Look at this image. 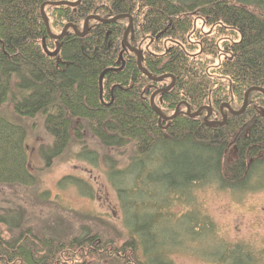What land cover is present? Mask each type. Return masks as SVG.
Instances as JSON below:
<instances>
[{
  "label": "trees",
  "instance_id": "1",
  "mask_svg": "<svg viewBox=\"0 0 264 264\" xmlns=\"http://www.w3.org/2000/svg\"><path fill=\"white\" fill-rule=\"evenodd\" d=\"M59 1L77 0H0V184H37L29 169L26 122L38 116L53 138L49 147L40 148L47 167L73 144L82 147L79 157L98 163L85 132L103 147L130 146L124 168L104 157L129 238L114 247L88 225L69 234L53 229L40 235L23 226V209L0 207V224L10 233L5 238L0 231V264H89L84 259L88 248L116 255L117 264H174V250L195 241L200 243L195 251L206 261L264 264V251L214 239V222L201 210L178 218L169 213L171 202L192 207L194 191L206 185L234 194L264 189V96L250 93L247 110L228 114L222 127L205 124L209 110L165 123L150 100L173 79L153 82L139 69L137 55L124 42L130 20H91L85 37L69 28L55 41L41 8ZM44 9L54 35L68 24L82 29L89 16L131 15L128 42L142 50L143 68L154 78L168 74L176 80L171 91L155 98L165 116L181 105L184 112L212 109L210 120L222 121V105L240 111L248 90H264V0H82L76 7ZM197 17L215 27L212 34L195 30ZM143 39L151 46L145 47ZM231 143L237 157L226 164ZM73 185L92 197L74 176L58 186Z\"/></svg>",
  "mask_w": 264,
  "mask_h": 264
},
{
  "label": "rangeland",
  "instance_id": "2",
  "mask_svg": "<svg viewBox=\"0 0 264 264\" xmlns=\"http://www.w3.org/2000/svg\"><path fill=\"white\" fill-rule=\"evenodd\" d=\"M195 23L196 26L200 24V31L203 34L209 35L213 31L212 27L204 25L199 18H195ZM145 41L146 39H143V42ZM128 45H130L129 42ZM149 46L151 43L147 42L145 47ZM7 112L11 115L10 111L7 110ZM26 125L29 169L36 177L37 184L30 187L0 184V207L12 210L23 209V226L33 227L40 235L53 233V229H56L60 235L63 231L69 234L88 225L93 233L97 236L100 234L98 237L100 241L108 240L114 247L121 246L128 240L129 232L123 222L124 212L118 191L108 179L107 163L108 158L111 157L116 159L118 167L124 168L132 154L131 147L120 150L103 147L96 136L85 132L86 145L91 151L97 152L98 163L92 165L82 155L79 157L82 147L73 144L61 157L52 159L50 166L47 167L40 148L49 147L53 138L44 128L43 119L39 116L28 119ZM231 144L226 151L224 159L226 164L233 163L237 157L236 146ZM73 176L89 187L92 197L83 195L74 185L62 189L58 186L63 178ZM45 193H49V196L44 197ZM193 195L195 200L192 207L171 202L169 213H173L178 218L188 210L199 209L203 215L213 220L214 228H216L214 239L230 244L244 243L258 254L264 251V189L258 192L234 194L230 190H220L217 185H206L196 189ZM58 228L63 229L59 231ZM0 231L5 238H9L8 227L0 224ZM197 242H189L182 248L175 249L170 256L172 262L174 264H216L206 261L197 254L195 250L200 245ZM88 250L84 254V259L89 264H117L116 255H111L106 250L98 249L97 252L89 248Z\"/></svg>",
  "mask_w": 264,
  "mask_h": 264
},
{
  "label": "water",
  "instance_id": "3",
  "mask_svg": "<svg viewBox=\"0 0 264 264\" xmlns=\"http://www.w3.org/2000/svg\"><path fill=\"white\" fill-rule=\"evenodd\" d=\"M81 3V0H78V1H76V3H72V2H69V1H65V2H54V3H45V4H43V6H42V16H43V19H45V22H46V29L48 30V34H49V36H51V38H53V39H61V38H63V37H65L66 36V33H67V31H68V28L69 27H72V29H74V31H75V33H76V35H78V36H80V37H85L87 34H88V31H89V28H88V26H89V21L90 20H95V21H99V22H101V23H104V24H109V23H115V22H117L118 20H120L121 18H129L130 19V24H129V28L126 30V32H125V34H124V37H125V39H124V42H125V44H126V47L127 48H129L131 51H133V52H135L136 54H137V58H138V67H139V69L143 72V73H145L147 76H148V78L151 80V81H153V82H163L164 80H166V78H168V77H171L172 79H173V83L171 84V85H169V86H166V88H164V89H159L158 91H156V93L151 97V105H152V109H153V111L154 112H156L158 115H159V117L161 118V120L163 121V122H168V121H172V120H174L175 118H177L178 117V115L180 114V111H179V108H180V106H178V108L176 109V113L173 115V116H165L164 114H163V112H161V110H160V108L157 106V104H156V102H155V98H156V96L158 95V94H160V93H166V92H169V91H171L172 90V88H174V86H175V84H176V80H175V78H173L171 75H168V74H166V76H161V77H153L149 72H148V70L147 69H145V68H143V65H142V62H143V57H142V51L140 50V49H137V48H131V46L130 45H128V34H129V32L131 31V29H132V25H133V17L130 15H120V16H118V17H115V18H112V19H109V20H105V19H102V18H100V17H96V16H89L88 18H87V20L85 21V24H84V30H83V32H81V31H79L78 29H76V27L75 26H72V25H67L65 28H64V31L62 32V34L61 35H59V36H54L53 34H52V32H51V30H50V24H49V19H48V17H47V15H46V13H45V9H44V7L46 6V5H51V6H70V7H76L77 5H79ZM57 52L58 51H56V53L55 54H53V55H56L57 54ZM102 78L103 77H101V80H100V82H101V84H102ZM253 91H258V92H260L261 94H263L264 95V90L262 89V88H258V87H253L252 89H250V90H248L247 92H246V94H245V100H244V103H243V109L241 110V111H238V112H234L231 108H230V106L229 105H225L226 106V108L227 109H229V111H230V113L232 114H235V115H242L246 110H247V106H248V101H249V95H250V93H252ZM224 106H221V111H222V114H223V120L224 121H222V122H218V121H210L209 120V118L211 117V112H212V109H211V112H210V114L208 115V116H206L205 118H204V120H205V124L208 126V127H212V126H220V127H222V125H225L226 124V122H227V116L225 115V113H224ZM203 109L204 108H200V110L198 111V112H196V113H192L191 112V110H190V107H188V112H187V116L189 117H192V118H195V117H197V116H199L200 115V113L203 111Z\"/></svg>",
  "mask_w": 264,
  "mask_h": 264
},
{
  "label": "flooded vegetation",
  "instance_id": "4",
  "mask_svg": "<svg viewBox=\"0 0 264 264\" xmlns=\"http://www.w3.org/2000/svg\"><path fill=\"white\" fill-rule=\"evenodd\" d=\"M58 35H59V34H58ZM229 39H231V38H228V41H229ZM56 41H57V40H56ZM168 79H171V78H168ZM167 85H169V84H167ZM167 85H166V86H167ZM166 86H165V87H166ZM165 87H161V88H165ZM185 112H186V111H185ZM225 113H226V109H225ZM226 114H229V112H227Z\"/></svg>",
  "mask_w": 264,
  "mask_h": 264
}]
</instances>
